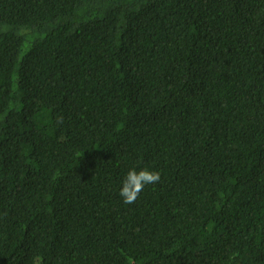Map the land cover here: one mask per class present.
I'll return each instance as SVG.
<instances>
[{"label":"trees","instance_id":"obj_1","mask_svg":"<svg viewBox=\"0 0 264 264\" xmlns=\"http://www.w3.org/2000/svg\"><path fill=\"white\" fill-rule=\"evenodd\" d=\"M0 264H264V0H0Z\"/></svg>","mask_w":264,"mask_h":264},{"label":"clouds","instance_id":"obj_2","mask_svg":"<svg viewBox=\"0 0 264 264\" xmlns=\"http://www.w3.org/2000/svg\"><path fill=\"white\" fill-rule=\"evenodd\" d=\"M161 179L160 173L148 169H131L124 180L119 195L123 198L125 204L135 203L144 187L149 184H155Z\"/></svg>","mask_w":264,"mask_h":264}]
</instances>
